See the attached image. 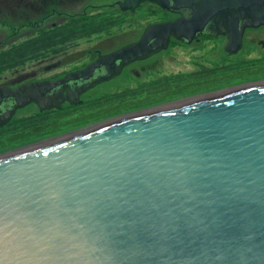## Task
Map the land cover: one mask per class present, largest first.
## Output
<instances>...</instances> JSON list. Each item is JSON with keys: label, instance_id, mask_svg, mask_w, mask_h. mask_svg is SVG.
Returning a JSON list of instances; mask_svg holds the SVG:
<instances>
[{"label": "water", "instance_id": "water-1", "mask_svg": "<svg viewBox=\"0 0 264 264\" xmlns=\"http://www.w3.org/2000/svg\"><path fill=\"white\" fill-rule=\"evenodd\" d=\"M145 2L178 18L63 78L0 86V127L28 105L82 104L173 38L226 35L235 53L264 26V0L118 5ZM92 128L0 156V264H264V82Z\"/></svg>", "mask_w": 264, "mask_h": 264}, {"label": "rangeland", "instance_id": "rangeland-1", "mask_svg": "<svg viewBox=\"0 0 264 264\" xmlns=\"http://www.w3.org/2000/svg\"><path fill=\"white\" fill-rule=\"evenodd\" d=\"M120 1L123 0H0V53L38 36L41 31L77 19L99 15L121 22L109 33L80 40L63 53L0 71V85L16 89L30 82L62 78L96 61L99 53L109 54L139 41L148 26L178 18V15L151 2L142 4L135 12H122L118 5ZM203 38L192 44L173 39L169 48L130 64L117 77L83 95V103L78 106L76 114L65 116V112H59V120L44 123L39 128L41 131L30 137L24 133L16 135L15 142L12 139L14 134L0 138V151L11 145L14 151L32 144L37 146L103 122L167 108L264 80V62L251 66L255 69L250 74L245 72L249 68L236 70L232 65L239 58L224 51L225 38ZM251 49V56H264L257 47ZM166 77L168 81L165 82ZM166 83L168 89L161 91ZM38 113V106L28 105L19 109L14 118L20 122Z\"/></svg>", "mask_w": 264, "mask_h": 264}, {"label": "trees", "instance_id": "trees-1", "mask_svg": "<svg viewBox=\"0 0 264 264\" xmlns=\"http://www.w3.org/2000/svg\"><path fill=\"white\" fill-rule=\"evenodd\" d=\"M120 23L118 19L95 15L41 31L38 36L1 52L0 71L19 68L26 63L58 55L80 40L92 38L96 34L109 33Z\"/></svg>", "mask_w": 264, "mask_h": 264}, {"label": "flooded vegetation", "instance_id": "flooded-vegetation-1", "mask_svg": "<svg viewBox=\"0 0 264 264\" xmlns=\"http://www.w3.org/2000/svg\"><path fill=\"white\" fill-rule=\"evenodd\" d=\"M120 10H121V8H120ZM122 12H124V11H122ZM126 12H131V11H126ZM203 37H205V38H219V37L225 38L226 44L223 46L224 51L227 54L234 56L235 58H239L237 60V62H235V64L232 65V67H235L236 70L237 69H240V68H249V69H246L245 72H248L250 74L255 69V68H250L251 66H256L260 62L261 63L264 62V56H262V57L261 56H254L253 57L250 54L251 51H253L251 49L252 46L257 47L258 48L257 50L260 53L264 54V26L246 28L245 31H244V33H243V36H242V44H241V47L235 53H231V52H229L227 50L228 49L229 42H230V39L226 35L212 36V35L204 34V35L200 36L199 38L195 39L192 43H194L196 41L197 42L198 41L199 42L202 41V38ZM173 39H172V41H173ZM27 40H29V39H27ZM25 41H23V42H25ZM185 43H187V42H185ZM192 43H187V44H192ZM171 44H170V46H171ZM14 46H16V45H14ZM7 50H9V49H7ZM217 66L218 67H221V66H224V65H217ZM215 71H212V72H215ZM167 79H168V77H166L164 79V81L165 82L168 81ZM262 82H264V80H256L255 82H252L250 84L262 83ZM250 84H248V85H250ZM167 85H168V83H166V85L162 87L161 91H164V89L165 90L168 89L169 86H167ZM0 86L11 87V86H7V85H0ZM239 87L241 88L242 86L233 87L230 90H233L234 88H237L238 89ZM11 88H13V87H11ZM156 91H159V90H156ZM32 105H36V104H32ZM36 106H38V105H36ZM65 106H67V107L64 109ZM78 106L76 105L74 107V105L71 106L70 103H65L63 105V108L60 109V110H55V113L54 114L52 113L54 110H50L49 112L48 111L42 112L40 110V108L38 107V109L40 111V113H38V115L31 116L30 118H27V119L22 120L20 122L19 121H15V118L13 116L10 120H8L6 123H4L3 126L0 127V138H2L4 136L11 137V134L12 135L14 134L13 135L14 137H12V139L15 142L16 141V137H17L16 135L20 136L19 134L24 133V134H28V137H30L33 133H39L41 131V129H39V128H41L42 126H44L45 124H47V122H49L51 120H55V121L59 120V112H61V113L65 112V114H64L65 116H70V115L76 114L79 111ZM6 112H7L6 105L4 103V104L0 105V123H3L4 122V120H2V119L5 118ZM79 131H81V130L79 129V130H76L74 132H79ZM67 136H69V135H64L63 134V136H59V139L65 138ZM46 139H49V138H46ZM43 140H41V142H44L45 141V140L44 141ZM11 146H13V145H11ZM11 146L9 148H6L4 150H1L0 151V156H5V155L12 154L13 152H15L13 150L14 147H11Z\"/></svg>", "mask_w": 264, "mask_h": 264}, {"label": "bare ground", "instance_id": "bare-ground-1", "mask_svg": "<svg viewBox=\"0 0 264 264\" xmlns=\"http://www.w3.org/2000/svg\"><path fill=\"white\" fill-rule=\"evenodd\" d=\"M201 98V97H200ZM195 98H193L192 100H194ZM198 99V98H197ZM187 102V101H186ZM182 103H184V102H182ZM177 104H181V102H179V103H177ZM177 104H174V105H177ZM174 105H171V106H174ZM93 128H91V129H88L87 131H90V130H92ZM87 131H85V132H87ZM59 139V138H58ZM58 139H56V140H58ZM56 140H54V141H49V142H44V143H41V144H38L37 146H33V147H39V146H42V145H46V144H49V143H52V142H56Z\"/></svg>", "mask_w": 264, "mask_h": 264}]
</instances>
